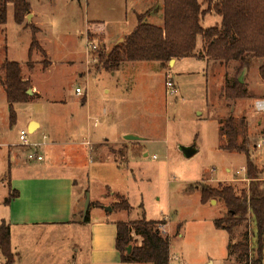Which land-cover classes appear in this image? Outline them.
Returning <instances> with one entry per match:
<instances>
[{"label":"rangeland","instance_id":"374dc122","mask_svg":"<svg viewBox=\"0 0 264 264\" xmlns=\"http://www.w3.org/2000/svg\"><path fill=\"white\" fill-rule=\"evenodd\" d=\"M28 1L34 16L30 13L24 24L38 28L36 36L41 47H35L30 58L32 30L15 22L12 4L8 5L6 24L0 25V64L6 59L18 62L22 77L29 78V89L33 91L27 102L14 104L16 122L10 125L0 72V200L6 191L8 162L14 164L11 156L34 161L27 158L20 145L21 130L28 133L29 140L45 134L50 137L48 141H70L42 149L44 162H55L58 168H64L76 166L72 164L71 142L93 143L103 135L113 140L129 129L144 139L139 154L119 148L115 155L105 154L100 161L88 151L89 146H84L82 155L77 157V165L87 175L86 194L91 202L100 200L103 206V210L89 206L90 222L106 217L113 222L143 218L160 221L161 231L170 240L169 264H240L235 255H229L228 246L230 242L242 241L253 245L252 219L248 218L231 234L216 228L214 221L226 216L227 209L216 199L202 203L201 187L231 185L237 194L248 188L245 155L219 147L226 143L221 135L222 121L230 116L237 123L238 142L247 141L264 185V92L259 90L258 72L262 60H250L245 78H249L252 93L262 99L242 98L231 103L221 96L228 76L226 68L198 58L176 59L173 64L126 61L117 71L102 69L96 52L104 49L108 53L134 26L133 13L138 16L145 12L133 1ZM91 21L105 22L107 33L95 38L98 46L88 58L86 30ZM219 22L220 17L212 13L201 25L209 28ZM200 40L196 53L202 51ZM238 67L236 64L231 71L230 82ZM168 79L172 87L166 86ZM77 87L84 96L75 93ZM171 88L175 89L174 94L170 93ZM32 118L41 122L34 136L27 128ZM242 119L246 125L241 124ZM191 144H195L197 152L186 157L179 146ZM1 172L5 173L3 178ZM103 191L106 197L102 196ZM111 192L125 195L131 210H105L114 205ZM3 207L0 204V220ZM48 231L49 228H30L22 241L26 249L13 250L15 264H86L87 228L79 231L70 226L56 237V230ZM134 238L135 244L141 241ZM17 240L15 236L14 246ZM3 261L0 253V264Z\"/></svg>","mask_w":264,"mask_h":264},{"label":"trees","instance_id":"16d2710c","mask_svg":"<svg viewBox=\"0 0 264 264\" xmlns=\"http://www.w3.org/2000/svg\"><path fill=\"white\" fill-rule=\"evenodd\" d=\"M13 5L14 20L18 25L31 13L28 0H0V25L6 24L8 5ZM206 5L204 9L203 6ZM158 8L154 5L143 15L137 16V25L106 53L97 51L99 64L105 71H117L123 62H171L175 59L198 57L223 65L231 62L239 64L237 75L225 86L221 96L235 102L242 98H252L246 84L238 82V75L244 66H250L252 58L262 60L258 68L264 88V0H163V26L147 22V17ZM213 11L221 17L219 25L204 28L201 25L206 12ZM32 30V50L41 48L37 39L38 28L28 24ZM87 37L93 40L104 37L107 33L106 23L91 21L87 24ZM203 41L202 51L196 53L197 38ZM3 74V87L9 107L10 125L16 122L14 104L27 102L30 98L26 91L30 88L29 79L22 77V68L18 62L6 59L0 64ZM241 124L246 125L244 120ZM221 135L226 139L219 147L224 151H237L245 155V175L249 180L248 188L237 194L231 185L201 187V202L212 199L222 202L226 216L214 221L216 228L231 234L233 230L251 218L255 230L253 245L247 242L231 243L229 255H235L241 264H264V185L259 177L247 141L238 142L239 131L234 117L222 121ZM18 196V191H10L4 203L8 204ZM118 202L113 209L131 210V205L122 196L116 194ZM90 206V205H89ZM90 208V207H89ZM89 221V210L83 215V222ZM10 226L0 223V253L4 264H14L11 248ZM134 236L141 241L134 243ZM131 245L128 252L127 247ZM115 248L124 263L130 264H169L170 240L160 229V221L143 218L138 221L116 222Z\"/></svg>","mask_w":264,"mask_h":264},{"label":"crops","instance_id":"0c3cea01","mask_svg":"<svg viewBox=\"0 0 264 264\" xmlns=\"http://www.w3.org/2000/svg\"><path fill=\"white\" fill-rule=\"evenodd\" d=\"M130 1L134 2L135 7H139V6H141V8L144 7L145 8L144 11L150 8L152 9V7L155 5L158 9L155 12H151V14L147 17V20L149 21L152 20L151 24L157 26H163V9H162L163 0H130ZM203 8L205 9L206 7L203 6ZM135 9L136 8H134L133 10L136 11ZM212 13H214L212 10L206 12L202 20H204V18L207 15ZM153 14H154L153 18L155 17L156 20L154 22L151 16ZM133 16H135V24L134 26H132L131 29L127 30L128 32L124 34V37L127 36L137 25V13L134 12ZM220 22H221V17H220ZM124 37H121L120 40L122 39L123 41ZM198 39L200 40L201 45H203V41L201 37L197 38V45L199 41ZM193 58H198V57H193ZM175 60L172 62V64L175 62ZM200 60H202L207 64L215 63L216 66H221L226 68L225 73L228 76L225 80L227 81H229L231 71L235 68L237 64V62H231L229 65H223L213 61H206V59H200ZM25 79H29V78H25ZM248 79L249 78H247L245 81L247 90L253 95V98L254 97L256 98V100L262 99L260 97L259 98L256 97V95L252 93V89L250 87ZM259 82H260L259 90L260 92L261 91L264 92L263 83L262 81ZM262 96H264V93ZM32 122H36L37 126L34 127L33 129H30V125ZM27 128L29 133H31L32 136H34L37 133V131L41 128V122L35 118H32L28 121ZM127 135L134 136L132 130L126 129L120 132V134H117L113 140H109L108 137L103 135L101 139L99 138L95 140L93 143H91L89 140L71 142L69 144V147H71L70 149H71L72 164L73 163L76 164L75 167H68L66 165L64 168L63 167L58 168L59 164L55 162H44L45 158L42 152V149L44 147L52 146V145L56 146L59 144L70 142V141L68 142V141H59V140L48 141L50 137H48L47 135H46L47 139H45L47 143L39 149V154L43 156L42 160L39 161L35 160L30 162L26 159L18 160L16 158V155L11 156L10 161H12L14 164L8 162V168H7L8 176L5 184L6 191L4 192L2 199L0 200V204L4 206L3 216L0 220V223L2 221H5L10 226V230H11L10 241H11L12 252L14 249L20 250L22 252L23 249L24 250L26 249V245L23 244L22 241L24 240L26 234L30 233V228L33 229L39 227L44 230L48 228L50 231L56 230L54 236L56 237L57 234H60L61 232H63V230H66L70 226H75L79 229V231L83 230L84 228H87V230H89V252H88L86 264H126L121 261L120 255L115 248L116 222L118 221L116 222L109 221L106 217L99 219L94 223H91L89 216V221L86 223L83 222V210L81 211L79 210V208L81 204L83 205L86 198L87 175L86 173H84V171L82 172V168L77 165L80 161L79 158L77 157H79V153L80 155H82L83 152L82 148L84 146H89L88 151L91 153V155L94 154V156L100 161H103V159H105V154L108 155V153H111L115 155L114 152L119 148L121 149L123 148L126 150L131 149L132 152L136 155L142 152V148H143L142 142H144V139L138 138V140H129L125 138ZM41 137L34 138L31 141L41 142L43 141V135ZM87 137L88 138L90 137L89 133ZM93 144L94 146H92ZM4 174L5 173H3L2 178ZM13 190L18 191V196L12 199L10 203L5 204L4 203L5 198L9 195L10 191ZM102 193H103L102 196L106 197L104 191ZM116 194L124 197L127 200L125 195H121L116 192H111L110 197H114L116 199V200L114 199L115 201V202L113 201L114 203L118 202V198ZM99 202L100 200H95L91 202L90 199V205L92 207L101 208L103 210V206ZM88 223L90 225H88ZM87 225L89 226V229ZM15 236L17 237L18 240L14 246ZM13 254H15V252H13ZM2 264H4V261ZM14 264H15V259H14Z\"/></svg>","mask_w":264,"mask_h":264},{"label":"built area","instance_id":"2783aa9c","mask_svg":"<svg viewBox=\"0 0 264 264\" xmlns=\"http://www.w3.org/2000/svg\"><path fill=\"white\" fill-rule=\"evenodd\" d=\"M98 46V41L96 39L93 40H89L88 37L86 36V52L89 56L91 55L92 52H94L96 50ZM166 86L167 87H172L173 83L171 80H166ZM75 93L77 95L80 96H84L85 93L83 92V90L79 87H77L75 89ZM170 93L174 94L175 93V89L171 88L170 89ZM97 121H95V125H96ZM28 133L25 130H21L19 133V139H20V145L23 146L26 149V156L29 160H42L43 156L41 154H39V149L45 145L47 142L45 141V139H47L46 135H43V141L41 142H35V141H31L28 139ZM256 147H260V144L258 143L256 145ZM171 259V258H170ZM176 259V258H175Z\"/></svg>","mask_w":264,"mask_h":264},{"label":"water","instance_id":"95a60500","mask_svg":"<svg viewBox=\"0 0 264 264\" xmlns=\"http://www.w3.org/2000/svg\"><path fill=\"white\" fill-rule=\"evenodd\" d=\"M31 17V14H28L27 15V19H30ZM122 41V39L120 40V42ZM174 61V60H173ZM171 61V63L173 62ZM247 71H248V66H244L241 70V72L239 73L238 75V82L239 83H244L245 82V78H246V74H247ZM26 93L28 95H32V89H28L26 91ZM37 126V123L36 122H32L31 125H30V129H33L34 127ZM126 139H129V140H138V137L137 136H133V135H127L125 137ZM179 149L183 152V154L186 156V157H190L192 156L194 153L197 152V148L195 146V144H191V145H180L179 146ZM89 205H90V198H89V195L86 194V198H85V201L83 203V215H85L89 209ZM105 209L107 210H111L110 207H105ZM131 249V245H129L127 247V250L128 252L130 251ZM207 264H211V263H207Z\"/></svg>","mask_w":264,"mask_h":264}]
</instances>
